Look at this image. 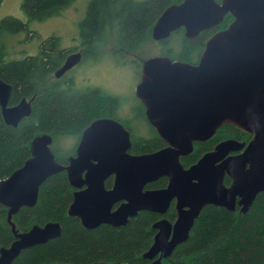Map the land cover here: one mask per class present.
Segmentation results:
<instances>
[{
  "label": "water",
  "instance_id": "1",
  "mask_svg": "<svg viewBox=\"0 0 264 264\" xmlns=\"http://www.w3.org/2000/svg\"><path fill=\"white\" fill-rule=\"evenodd\" d=\"M226 13L232 20L206 39L196 63L168 54L142 60L134 92L148 122L165 141L163 147L130 152L129 130L111 116L96 117L82 130L66 163L56 159L49 132L34 135L30 155L0 179V203L14 235L8 245L0 246V264L12 263L23 249L61 233L58 220L34 223L25 230H18L12 220L22 206L36 203L40 184L61 170L75 188L67 214L79 217L86 228L124 225L140 210L163 214L174 200L175 219L161 216L152 224L153 241L142 253L149 259L146 264H162L187 239L205 205L248 210L257 193L264 191V0L172 2L155 19L151 36L165 39L182 28L185 36L194 37L217 25ZM80 59V51L68 54L55 76ZM11 92V83L0 77V111L6 123L16 126L30 114L34 95L9 104ZM225 123L249 133L250 139L223 138L184 166L181 158L193 151L194 142L209 139ZM109 175L114 180L106 187ZM161 176L167 177L163 187H144ZM119 200L123 201L113 208Z\"/></svg>",
  "mask_w": 264,
  "mask_h": 264
},
{
  "label": "trees",
  "instance_id": "2",
  "mask_svg": "<svg viewBox=\"0 0 264 264\" xmlns=\"http://www.w3.org/2000/svg\"><path fill=\"white\" fill-rule=\"evenodd\" d=\"M71 1L22 0L21 5L29 18H44L61 12ZM176 1L180 0H89L80 21L85 47L83 58L91 55L89 48L98 52L108 49L110 42L137 56L142 52V46L153 40L151 27L155 19L168 4ZM232 18L226 13L221 22L194 37L185 36L184 30L179 28L165 39L156 41L166 43L172 36H178L179 48L168 46L165 54L195 63L206 39ZM23 30L30 29L21 18L12 14L0 17V77L12 85L9 104L16 103L22 96L34 95L30 114L16 126L6 123L0 111V179L24 162L30 155L31 139L44 131L52 135L51 148L56 159L65 163L67 156L74 153L82 130L98 116H114L123 122L129 129L132 139L129 150L133 153L152 151L165 145L144 117L140 103L135 106L133 118H121L116 95L97 86L79 89L54 75V70L66 56L57 35L44 38L36 53L10 57V37ZM111 36H114L113 41L109 40ZM134 121L146 122L149 131L135 126ZM250 136L237 126L225 123L206 141L195 142L193 151L181 161L184 166L190 165L225 137L246 141ZM68 141L72 144L65 148L64 143ZM111 181L109 176L106 186ZM224 181L228 183L229 177L225 176ZM166 183L167 177L161 176L147 186L162 187ZM73 190L65 171L53 173L40 184L36 203L22 206L12 216L18 230L48 220H58L62 229L58 236L23 249L10 264H91L94 261L146 264L149 259L142 253L153 241L156 231L152 228L153 222L161 216L170 221L176 217L171 202L163 214L140 210L124 225L100 224L86 228L77 216L67 214ZM13 239L6 207L0 203V246L8 245ZM162 264H264V191L257 193L246 212L205 205L187 239L177 244L172 253L162 259Z\"/></svg>",
  "mask_w": 264,
  "mask_h": 264
},
{
  "label": "rangeland",
  "instance_id": "3",
  "mask_svg": "<svg viewBox=\"0 0 264 264\" xmlns=\"http://www.w3.org/2000/svg\"><path fill=\"white\" fill-rule=\"evenodd\" d=\"M88 2L89 0H72L59 13L44 18H29L22 8V0H0V17L12 14L27 22L28 26L35 31L29 38L26 37L24 30L11 35L9 56L21 57L26 53H36L40 42L52 34L60 38V45L63 47L68 49L74 46L80 40V21L86 13ZM113 37L111 36L109 40L113 41ZM153 40L142 46L140 58L139 54L135 56L133 52L119 48L110 42L108 49L99 50L68 69L64 78L71 77L79 89L97 86L116 95L118 115L130 117L133 112L132 107L137 102L134 86L138 81L142 59L165 54L168 46H172V49H178L180 46L178 36H172L166 43ZM134 124L149 131V126L144 121H134ZM70 144L72 142H65V148H69Z\"/></svg>",
  "mask_w": 264,
  "mask_h": 264
},
{
  "label": "flooded vegetation",
  "instance_id": "4",
  "mask_svg": "<svg viewBox=\"0 0 264 264\" xmlns=\"http://www.w3.org/2000/svg\"><path fill=\"white\" fill-rule=\"evenodd\" d=\"M29 27V26H28ZM29 31H26V30H24L25 32H26V37L27 38H29V37H31L34 33H35V31L33 30V29H31L30 27H29ZM62 46V45H61ZM63 47V46H62ZM64 48V50L66 51V56L68 55V54H70L71 52H75V51H80L81 52V59L79 60V62L82 60V58H83V51H84V49H85V47H84V45H83V43H82V39H81V32H80V40H79V42L78 43H76L74 46H72V47H68V49L64 46L63 47ZM88 51L91 53V54H94V53H96L97 51L95 50V49H92V48H89L88 49ZM200 55V54H199ZM66 56H65V58H66ZM64 58V59H65ZM147 58V57H146ZM145 59V58H144ZM64 61V60H63ZM79 62H77V63H79ZM76 63V64H77ZM196 63V62H195ZM75 65V64H74ZM73 65V66H74ZM72 66V67H73ZM71 67V68H72ZM58 68V67H57ZM56 68V69H57ZM55 69V70H56ZM70 69V68H69ZM54 70V71H55ZM68 70V69H67ZM67 70L66 71H64L60 76H56V77H62L63 78V80H64V82H66V83H72L74 86H75V84H74V81H73V79L70 77L69 79H65L64 77L66 76V72H67ZM140 70H141V67H140ZM55 75V74H54ZM139 79H140V71H139V74H138V81H139ZM137 81V82H138ZM136 82V83H137ZM76 87V86H75ZM95 87V86H94ZM87 88H89V87H85V88H83V89H87ZM82 89V88H81ZM134 94H135V92H134ZM135 97H136V100H137V102H135V104L133 105V107H132V110H133V112H132V115L130 116V117H121V118H133V116H135V113H134V109H135V106L137 105V104H141L142 105V108H143V114H144V117L146 118V115H145V106H144V104L142 103V101L140 100V98L139 97H137L136 95H135ZM31 106H32V101H31ZM99 117V116H98ZM111 117H114V116H111ZM114 118H116V119H118V120H120L118 117H114ZM95 119V118H94ZM146 120H147V118H146ZM121 121V120H120ZM148 121V120H147ZM122 122V121H121ZM123 123V122H122ZM149 123V122H148ZM150 124V123H149ZM151 125V124H150ZM125 126V125H124ZM126 127V126H125ZM153 127V126H152ZM127 128V127H126ZM154 128V127H153ZM128 129V128H127ZM129 130V129H128ZM156 131V130H155ZM130 134V133H129ZM81 135V134H80ZM251 137V136H250ZM130 138H131V136H130ZM226 138V137H225ZM79 139H80V136L78 137V139H77V141H76V143H75V149H76V146H77V144H78V142H79ZM250 139V138H249ZM248 139V140H249ZM132 140V139H131ZM248 140H246V141H248ZM206 141V140H205ZM220 141V140H219ZM195 142H198V141H195ZM194 142V143H195ZM203 142V141H202ZM165 145H166V143H165ZM75 149H74V153H75ZM130 149V148H129ZM53 150V149H52ZM130 151V150H129ZM153 151V150H152ZM131 152V151H130ZM146 152H149V151H146ZM231 152H237V151H231ZM74 153H72V154H74ZM133 153V152H132ZM142 153V152H141ZM190 154V153H189ZM188 154V155H189ZM69 155H71V154H69ZM68 155V156H69ZM68 156H67V158H68ZM187 156V155H186ZM185 157V156H184ZM183 158V157H182ZM68 161V160H67ZM66 161V162H67ZM65 162V163H66ZM195 162V161H194ZM109 176H111L112 177V181H111V184L109 185V186H106V184H105V186L106 187H111L112 186V184H113V180H114V176L113 175H109ZM108 176V177H109ZM227 176V175H226ZM107 177V178H108ZM106 178V179H107ZM106 179H105V181H106ZM225 179V178H224ZM230 181H231V179L229 178V182L228 183H226V184H229L230 183ZM152 182V181H151ZM151 182H148V183H151ZM148 183H146L145 184V188H151V186H147V184ZM71 185V184H70ZM73 187V186H72ZM82 187H84V186H82ZM163 187V186H162ZM74 188V187H73ZM75 189V188H74ZM74 191V190H73ZM72 196H73V193H72ZM123 200H119V201H116L114 204H113V208L114 207H116L118 204H120L121 202H122ZM171 202H173L174 203V200H172ZM171 204V203H170ZM170 206V205H169ZM175 207V206H174ZM236 208L239 210V206H236ZM235 208V209H236ZM234 209V210H235ZM176 210V209H175ZM158 213V212H157ZM160 214V213H159ZM79 218V217H78ZM160 218V217H159ZM156 221V220H155ZM101 224H108V223H101ZM100 225V224H99ZM110 225V224H109ZM111 226H113V225H111ZM120 226V225H119ZM153 228V227H152ZM155 229V228H154ZM156 230V229H155ZM156 232V231H155ZM155 234V233H154ZM150 246V245H149ZM147 259V258H146ZM148 263V262H147Z\"/></svg>",
  "mask_w": 264,
  "mask_h": 264
}]
</instances>
